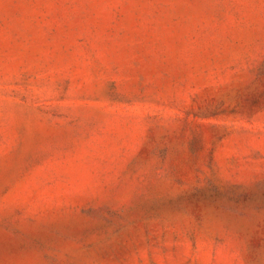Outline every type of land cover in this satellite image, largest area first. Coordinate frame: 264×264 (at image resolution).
I'll return each instance as SVG.
<instances>
[{
  "label": "rangeland",
  "instance_id": "1",
  "mask_svg": "<svg viewBox=\"0 0 264 264\" xmlns=\"http://www.w3.org/2000/svg\"><path fill=\"white\" fill-rule=\"evenodd\" d=\"M0 264H264V0H0Z\"/></svg>",
  "mask_w": 264,
  "mask_h": 264
}]
</instances>
